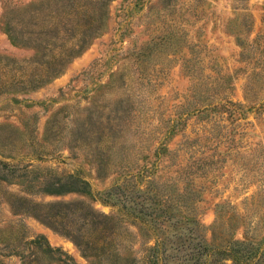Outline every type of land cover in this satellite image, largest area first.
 <instances>
[{
  "label": "rangeland",
  "instance_id": "374dc122",
  "mask_svg": "<svg viewBox=\"0 0 264 264\" xmlns=\"http://www.w3.org/2000/svg\"><path fill=\"white\" fill-rule=\"evenodd\" d=\"M148 228L264 264V0H0V264H131Z\"/></svg>",
  "mask_w": 264,
  "mask_h": 264
},
{
  "label": "trees",
  "instance_id": "16d2710c",
  "mask_svg": "<svg viewBox=\"0 0 264 264\" xmlns=\"http://www.w3.org/2000/svg\"><path fill=\"white\" fill-rule=\"evenodd\" d=\"M106 1H109V0H105V3ZM99 9H101V7H99ZM95 31H96V28L95 30H93V33ZM11 33H13L12 29H8V34L10 35V37H11ZM83 40L84 39H82V41ZM80 45L82 46V44ZM61 188L62 186L59 185L57 186L56 189H61ZM82 190L86 192V189L84 188V186ZM90 213L88 214V216H85V219H87L90 222V224H93L96 227L101 229V231L99 232V235H103L106 238L112 237L115 230L112 228V226H109V227L107 226L109 217L106 215L100 214V213H96L94 211ZM133 220H136V221L138 220V223L139 224L142 223V225L146 224L145 222H143L144 219L139 218L138 216H133ZM146 231H148V233L151 235L153 244L150 246H146V248L143 250L144 254L141 258H137V257L132 258L130 260L131 264H165V262L168 259L173 260L174 257L167 254L168 251L165 247V243L163 239L160 238L161 230H156L155 228H148L146 229ZM146 231L144 232L147 233ZM70 237L74 240V242L78 246H80V248H82V250H85V247L87 246V242H85L79 234H76V235L70 234ZM214 242H215V238H211L210 247H206L202 244L201 245L196 244L195 246L196 247L198 246L199 249H202V252L200 255H202L203 253H206L205 254L206 259H208L212 255L216 257H221V258L228 257L232 260V264H254V262H256L259 259V255H260L259 252H256V254H253V255L250 252H248L247 256H245L244 258V253L238 247L242 244L241 241L239 240L222 239L220 240V243L217 245H215ZM262 244H264V235L262 239ZM44 248H45L44 252H47V253H57V254L60 253L57 249L51 248L48 244ZM169 249H174V248L170 247ZM22 264H30V262L27 263L23 261Z\"/></svg>",
  "mask_w": 264,
  "mask_h": 264
}]
</instances>
